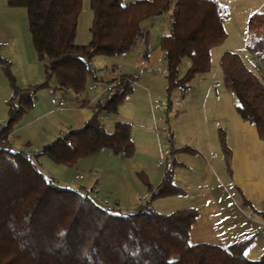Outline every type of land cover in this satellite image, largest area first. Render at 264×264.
Wrapping results in <instances>:
<instances>
[{"label":"trees","instance_id":"16d2710c","mask_svg":"<svg viewBox=\"0 0 264 264\" xmlns=\"http://www.w3.org/2000/svg\"><path fill=\"white\" fill-rule=\"evenodd\" d=\"M9 7L26 11L27 28L36 58L43 62L44 81L20 88L7 60L0 67L11 88L8 117L0 125V264H264L246 258L248 239L221 248L214 244H191L189 229L197 212L184 209L159 214L155 199L180 193L171 183L172 170H164L162 182L152 188L143 173L136 177L150 193L131 211L104 210L80 189L60 185L38 167L45 156L68 168L101 150L130 159L134 146L127 124L116 123L107 132L101 115L117 113L131 91L133 76L111 80L108 98H99L90 119L38 152L13 150L8 135L33 104L37 89L49 86L85 105V89L96 82L90 66L96 56L116 57L130 52L141 37L144 20L167 15L168 31L160 40L167 81V112L174 89L186 91L199 74L209 72L212 48L222 44L228 14L218 0H89L91 23L87 44L75 43L82 0H6ZM249 53H264V11L247 21ZM188 61L184 72L183 61ZM218 65L223 85L236 98L239 117L254 125L264 142V82L236 51H224ZM167 127V128H166ZM163 129L170 142L168 126ZM219 144L229 171L230 153L223 133Z\"/></svg>","mask_w":264,"mask_h":264},{"label":"crops","instance_id":"0c3cea01","mask_svg":"<svg viewBox=\"0 0 264 264\" xmlns=\"http://www.w3.org/2000/svg\"><path fill=\"white\" fill-rule=\"evenodd\" d=\"M259 8L257 10L263 12L264 4ZM17 9L20 8L9 7L6 0H0V57L9 61L16 85L25 88L43 83L44 65L33 52L31 40L27 38L25 16ZM249 16L247 13L245 27ZM227 22L224 24L226 35ZM141 27L147 35L139 38L130 52L93 58L90 66L99 80L88 83H96L101 88L122 75L133 76L131 91L117 113L108 118L104 114L100 117L109 133L116 123L129 126L133 156L125 159L101 150L95 156L79 159L71 168L56 165L41 156L38 167L64 187L70 186L76 172L81 173L79 169L93 171L95 175L86 178L84 175L82 181H75L79 186L76 189L87 191L96 187L97 199L106 198L120 210L131 211L150 196L136 174L143 173L152 188L159 185L164 168L157 165V160L161 150L169 149L171 183L180 193L155 199L151 204L153 210L169 214L193 209L197 217L188 233L191 244L224 248L248 239L244 254L250 260H257L264 254V142L257 137L254 125L237 114L236 98L225 89L218 65L224 51H245L247 47L220 49L217 59L211 60L209 72L197 75L186 91L174 89L171 92L172 106L167 112L165 62L160 48V40L168 31L167 15L148 18ZM242 34V30L239 31V36ZM75 43L87 44L78 41L77 33ZM261 53L255 52L258 55L255 57L261 59ZM34 64L38 65L36 72L30 70ZM187 67L188 62L180 71L184 72ZM11 95L0 67V125L7 120ZM61 95L52 81L49 86L36 90L31 109L20 117L8 135L13 150L34 154L68 131L82 127L101 98L98 91L85 92V105L69 102L65 109L52 111L50 98ZM156 125L162 129L168 126L170 142L164 131L157 138L153 130ZM220 131L230 153L229 171L219 144ZM68 171L72 172L70 178Z\"/></svg>","mask_w":264,"mask_h":264},{"label":"rangeland","instance_id":"374dc122","mask_svg":"<svg viewBox=\"0 0 264 264\" xmlns=\"http://www.w3.org/2000/svg\"><path fill=\"white\" fill-rule=\"evenodd\" d=\"M132 1H134V0H122V3L126 4V3H129ZM218 1L227 7V9H225V10L228 14V22L226 23V31L228 32L227 33L228 37L226 35L227 39L225 37V39L221 45H219L218 47H215L214 49L212 48V52H211L212 62H214L215 59H217V57H218L217 53L219 52L220 49H226L228 47L236 49V48H242L244 46H245L244 48H246L248 45H250L248 43L247 27H245V17L247 16V13H250V15H251L253 13L259 12L257 9H261L259 7H262V5L264 4L262 2L263 0H218ZM17 10H20V12H23V14L25 16V22H26L25 26H27V17H26L25 9L20 8ZM91 16H92V14H91V10L89 8V0H82L81 11H80L78 22H77L78 23L77 24L78 41H80L81 43H87L89 40L90 34H89L88 29H89V26L91 23ZM241 30H242L243 34H242V36H239V31H241ZM27 38L30 40L29 33H27ZM31 46H32V44H31ZM238 53L241 55V57L245 61L246 65L252 71L257 73L259 78L264 82V53L263 52L261 53V59H259V57H255V56H258L255 53L250 55V53L247 51V49L245 51H239ZM102 58H104V56ZM34 60H36V59H34ZM187 62H188L187 60H185V62H183V64L180 67L181 68L180 70L185 69V67L187 66ZM9 65H10V63H9ZM37 66L38 65L35 66V64L32 65L30 70L32 72H36ZM79 170H80L81 174L85 175V178L88 175H92L91 173L93 172V171L89 172L88 170H85V169L84 170L79 169ZM67 176L69 178L72 177V172L68 171ZM87 179H86L87 182H89L90 178H87ZM139 182L141 183L140 180H139ZM69 187L70 188L71 187L72 188H79V186L75 183L74 179L71 180V184H70V186H68V188ZM80 191L83 193L85 192L83 190H80ZM88 195L90 196V198L95 203L99 204L98 199L96 198L95 195L90 194V192Z\"/></svg>","mask_w":264,"mask_h":264},{"label":"built area","instance_id":"2783aa9c","mask_svg":"<svg viewBox=\"0 0 264 264\" xmlns=\"http://www.w3.org/2000/svg\"><path fill=\"white\" fill-rule=\"evenodd\" d=\"M112 83H107L104 84L101 88H99V86L96 83H92L86 86L85 92H94V91H98V96L101 98H108V95L110 93V91L112 90ZM99 88V89H98ZM69 102H76V99L74 98V96L71 94L70 96H66V95H61V96H53L50 98V102H49V106L50 109L52 111H61L63 109L66 108L67 104ZM109 114H105V117H109ZM157 138H160L163 129L161 128V126L156 125L153 128ZM172 164V153L171 150L169 149H163L160 152V155L158 157L157 160V165L162 167V168H167L169 166H171ZM92 175H95L94 172L91 173ZM84 179V175L76 172L74 175V180L76 182H80ZM97 192V188L96 187H92L90 189V194L95 195ZM98 203L99 205L106 211L108 212H112L113 210H115L117 207L114 206L113 204H111L108 199L106 198H100L98 199Z\"/></svg>","mask_w":264,"mask_h":264}]
</instances>
